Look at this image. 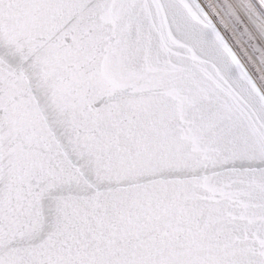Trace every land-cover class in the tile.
Listing matches in <instances>:
<instances>
[{
  "label": "snow or ice",
  "instance_id": "obj_1",
  "mask_svg": "<svg viewBox=\"0 0 264 264\" xmlns=\"http://www.w3.org/2000/svg\"><path fill=\"white\" fill-rule=\"evenodd\" d=\"M0 264H264V0H0Z\"/></svg>",
  "mask_w": 264,
  "mask_h": 264
}]
</instances>
